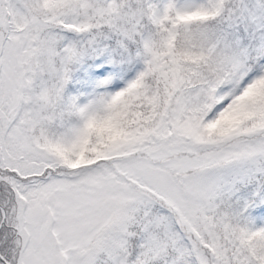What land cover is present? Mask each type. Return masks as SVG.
Here are the masks:
<instances>
[{
	"label": "snow or ice",
	"instance_id": "obj_1",
	"mask_svg": "<svg viewBox=\"0 0 264 264\" xmlns=\"http://www.w3.org/2000/svg\"><path fill=\"white\" fill-rule=\"evenodd\" d=\"M0 264H264V0H0Z\"/></svg>",
	"mask_w": 264,
	"mask_h": 264
}]
</instances>
